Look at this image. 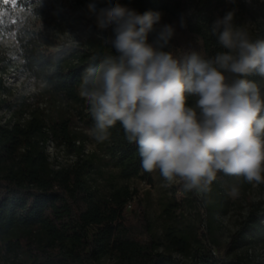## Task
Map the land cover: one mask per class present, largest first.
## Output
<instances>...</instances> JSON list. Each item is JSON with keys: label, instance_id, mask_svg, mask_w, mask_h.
<instances>
[{"label": "trees", "instance_id": "trees-1", "mask_svg": "<svg viewBox=\"0 0 264 264\" xmlns=\"http://www.w3.org/2000/svg\"><path fill=\"white\" fill-rule=\"evenodd\" d=\"M116 3L141 14L161 13L160 23L175 29L165 51L178 59L190 51L205 59L226 51L210 28L233 10L234 25L246 30L252 40H264V0H100L98 6ZM38 13L45 16L46 26L16 35L19 67L41 80L55 102L68 106L48 118L32 115L25 122L0 123V264H247L244 258L227 254L241 237L264 242V201L251 205L222 255L211 249L191 253L188 236L174 227L165 231V247L159 250L144 210L133 209L134 221H129L127 208L135 205L137 189L126 181L153 180L141 167L137 145L126 140L117 122L109 130V139L97 142L102 152L99 159L96 151L86 150L87 135L74 129L78 122L94 128L88 102L80 95L82 80L90 67L115 53L98 36L78 47L54 49L59 45L58 33L66 31L69 20L53 4L40 5ZM3 32L0 27V38ZM154 38L150 34L149 42ZM11 63L0 55V109L15 103L4 77ZM247 78L257 83L264 97V78L255 74ZM195 99L189 96L188 106H194ZM18 102L24 103L25 98ZM48 132L74 155L67 165H51L45 145ZM99 160L112 169L104 190L93 177ZM216 186L215 179L212 187ZM214 204L204 205L208 216Z\"/></svg>", "mask_w": 264, "mask_h": 264}, {"label": "clouds", "instance_id": "clouds-1", "mask_svg": "<svg viewBox=\"0 0 264 264\" xmlns=\"http://www.w3.org/2000/svg\"><path fill=\"white\" fill-rule=\"evenodd\" d=\"M99 2L87 10L115 55L90 67L80 88L96 142L108 140L119 122L144 171L158 169L169 186L181 183L201 197L218 172L264 184V97L247 78H264V40L234 25L233 10L210 28L226 51L212 59L190 51L178 59L165 51L175 29L160 23L161 13ZM109 29V36L100 35ZM189 96L196 97L194 106Z\"/></svg>", "mask_w": 264, "mask_h": 264}, {"label": "rangeland", "instance_id": "rangeland-1", "mask_svg": "<svg viewBox=\"0 0 264 264\" xmlns=\"http://www.w3.org/2000/svg\"><path fill=\"white\" fill-rule=\"evenodd\" d=\"M90 2L92 0H8L5 3L4 0H0V27L4 30L0 38V55H5L12 61L4 77L12 88V99L15 101L11 108L0 109V123L10 125L16 121L25 122L32 115L48 118L60 107L68 106L64 102H55L48 95L41 80L28 76L21 70L16 35L23 29L37 31L46 26L47 20L44 15L38 13V9L42 4H53L61 8L69 20L66 31L58 33L59 45L54 49L81 46L99 33L95 18L90 16L87 10ZM245 19L246 27H249L248 17ZM50 32L54 33L51 30ZM110 34L109 29L100 35L107 37ZM17 98H25V102L20 103ZM74 129L87 135L86 150L96 151L97 158L100 159L102 152L97 149V142L91 135L93 128H86L78 122ZM47 135L49 136L45 145L51 165L59 167L71 162L74 157L71 151L51 133L48 132ZM111 171L110 166L102 165V161L99 160L93 177L101 190L106 189ZM151 175L152 183L138 178L126 181L130 187L137 189L132 201L135 205L127 208V217L129 221H134L133 209L140 207L144 210L152 222L151 236L159 243V250L165 247V231L169 227H174L188 236L191 253L196 249L203 251L211 249L214 254L222 255L251 205L264 201V184H249L243 177L237 178L223 172L216 175V189L211 184L210 191L203 197L195 192H185L181 183L169 186L158 169ZM233 188L238 190L236 195L230 194ZM212 196H215L214 201ZM211 202L215 203L214 210L208 216L204 205ZM225 207L226 211L222 212ZM174 254L188 259L177 252ZM227 256H240L247 264H264V242L250 236L241 237L228 251Z\"/></svg>", "mask_w": 264, "mask_h": 264}, {"label": "snow or ice", "instance_id": "snow-or-ice-1", "mask_svg": "<svg viewBox=\"0 0 264 264\" xmlns=\"http://www.w3.org/2000/svg\"><path fill=\"white\" fill-rule=\"evenodd\" d=\"M4 2H5V3H7V2H8V0H4Z\"/></svg>", "mask_w": 264, "mask_h": 264}]
</instances>
